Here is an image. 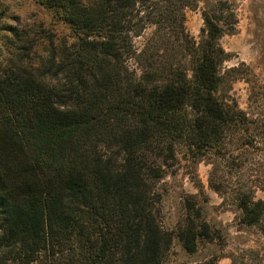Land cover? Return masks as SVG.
I'll use <instances>...</instances> for the list:
<instances>
[{"label":"trees","instance_id":"trees-1","mask_svg":"<svg viewBox=\"0 0 264 264\" xmlns=\"http://www.w3.org/2000/svg\"><path fill=\"white\" fill-rule=\"evenodd\" d=\"M36 2L72 40L0 61V264H162L174 235L195 251L208 224L197 212L165 229L157 183L179 145L226 152L235 111L217 96L229 56L219 40L236 29L234 3ZM200 3L196 42L185 12ZM261 203L239 199L245 222Z\"/></svg>","mask_w":264,"mask_h":264},{"label":"rangeland","instance_id":"rangeland-1","mask_svg":"<svg viewBox=\"0 0 264 264\" xmlns=\"http://www.w3.org/2000/svg\"><path fill=\"white\" fill-rule=\"evenodd\" d=\"M231 1L238 22L234 32L219 40L229 56L220 67L217 92L235 111L226 152L198 158L179 145L176 161L157 183L165 229L176 231L187 214L194 217L199 212L197 221L206 222L208 232L197 227L193 252L174 235L162 264H264V0ZM203 6L185 12L186 29L196 42L204 26ZM63 37L72 40L69 26L36 0H0V61L39 60L52 40ZM25 46L31 48L30 57ZM246 195L262 200L261 217L253 224L243 220L238 205Z\"/></svg>","mask_w":264,"mask_h":264}]
</instances>
